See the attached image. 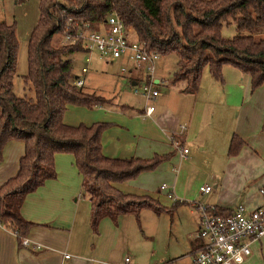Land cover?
<instances>
[{"label": "trees", "instance_id": "1", "mask_svg": "<svg viewBox=\"0 0 264 264\" xmlns=\"http://www.w3.org/2000/svg\"><path fill=\"white\" fill-rule=\"evenodd\" d=\"M109 12L118 14L134 38L149 51L176 56L169 83L184 93L196 92L203 69L221 81V68L230 66L249 79L251 90L264 84V0H38V16L26 46L25 83L33 98L12 91L18 42L13 23L0 21V158L8 140L23 143L16 174L0 185V225L15 233L17 243L31 222L19 213L24 196L55 175V154H69L81 178V192L89 201V225L107 216L138 214L142 209L159 214L170 211L146 193H124L117 185L153 170L169 155L149 159L108 158L101 152L104 123L69 126L62 122L66 106L93 108L109 99L75 86L70 55L82 51L79 41L53 45L54 34L96 30ZM75 23L64 31L66 22ZM232 21L236 34L224 38L223 23ZM261 130H264V112ZM243 145L231 134L227 156ZM174 200L171 207L180 204ZM188 204V203H187ZM216 213L230 210L214 208Z\"/></svg>", "mask_w": 264, "mask_h": 264}, {"label": "crops", "instance_id": "2", "mask_svg": "<svg viewBox=\"0 0 264 264\" xmlns=\"http://www.w3.org/2000/svg\"><path fill=\"white\" fill-rule=\"evenodd\" d=\"M111 61L105 59L104 63ZM85 62L89 64L90 59H85ZM226 68L223 66L221 69L220 82L211 79L207 70L205 74L202 72L199 86L193 94L181 92L177 85H166L171 91L159 92L151 104L149 102L153 106L149 115L144 114L145 101L142 97L140 107L121 99L123 91L130 94L131 86L144 80L141 69L130 67L128 63L127 86L114 81L109 92L96 90L85 78L73 74L81 80L80 88L86 87L83 91L95 93L109 99V102L93 108L68 105L62 122L69 126L104 123L100 145L102 154L108 158L149 159L153 155L170 154L169 159L153 170L141 172L117 187L124 193L149 194L155 191L165 194L172 202L176 200L174 193L177 194L178 174L167 167L176 154L180 164L188 159L186 155L179 157L176 148L198 143L200 149L205 150L210 143L217 145L212 150L217 151L218 158L224 155L226 167L219 179L211 176L210 191L199 194L194 201L225 210H231L237 204L252 209L262 203L257 187L264 182V130L260 128L264 112V84L251 90L246 75L230 67L242 75L239 77ZM132 73L134 77L130 76ZM153 77L156 89L158 85L167 83L161 74ZM227 81L233 82L230 85L234 91L232 95V90L224 87ZM116 86L118 92L115 94ZM156 99L159 101L153 105ZM233 114L232 122L229 118ZM181 125L183 129H180ZM231 134L237 135L243 145L234 156L229 157L226 152ZM22 153V142L8 140L4 143L0 158V185L16 174ZM53 166L54 177L27 193L19 207L20 216L32 223L24 235L29 246L19 245L14 232L0 225V264H117L126 254L135 258L134 252L128 248L127 223L123 219L128 214L119 215L114 221L103 216L92 230L89 225V201L81 192V178L72 156L55 154ZM163 180L170 181L171 188L162 182L160 185L165 188L159 190L157 183ZM188 209L191 231L187 235L189 250L175 258L177 261L184 259L185 264L189 260L187 254L198 243V239L193 238L198 217L192 207ZM123 220L125 223H122ZM249 248V255L240 264H264V236L251 242Z\"/></svg>", "mask_w": 264, "mask_h": 264}, {"label": "rangeland", "instance_id": "3", "mask_svg": "<svg viewBox=\"0 0 264 264\" xmlns=\"http://www.w3.org/2000/svg\"><path fill=\"white\" fill-rule=\"evenodd\" d=\"M37 16L38 0H0V21L14 24L15 36L18 42L12 91L19 97L33 98L30 85L24 82L23 77L26 73V46L28 36L34 26ZM236 33L235 25L232 21L228 24H222L220 29L222 37L228 38ZM253 36L255 38L264 39V30L255 33ZM51 43L57 45L58 43L63 44L66 42H63L62 36L54 34L51 38ZM93 53L94 52L87 53L84 51L72 53L70 55L71 74L85 78L86 82L90 83L92 88L96 90L109 92V88H112L114 81L126 87V78L129 75L126 73L127 64L129 63L130 67H132L131 63L126 58H119L111 61V63H104L105 59L97 58L95 53ZM87 57L90 59L89 64L85 62ZM175 62L176 56L173 53L158 56L156 58L153 75L156 76L157 74H161V77L167 82L164 86H157L159 92L164 93L166 91H171L167 86L172 85L169 81L175 68ZM82 67L87 69L86 72H81L80 69ZM122 67L125 68V71H121ZM225 67H227L226 69H228V71H232L231 73H237L239 77L242 76L229 66ZM203 73H206V68L203 69ZM130 76L134 77V73L130 74ZM243 77L245 79V76ZM228 78L232 80L229 74ZM141 83L142 82L139 80L138 84ZM231 83L233 82L227 81L224 87L232 90V95L234 91L230 86ZM121 87L122 86H119L120 89H122ZM85 88L86 87H83L82 90ZM117 88L118 86L115 87V94L118 92ZM165 88H167V90H164ZM121 99L127 103L133 102L138 105V107L143 103V99L140 96L129 94L126 90L125 92L123 91ZM158 101L159 99H156L152 104L154 105ZM233 118L234 114L229 118L230 121L233 122ZM216 146L217 145H212V143H210L209 148L205 150L200 149L201 145L198 143L190 147H184L189 151L188 154H186V158L188 157V159L180 164L176 154V158L173 160L172 164H170L171 166L169 165L167 167L168 170L173 169L175 173L178 174L176 180L177 194L174 193V195L176 201L181 202L180 204L171 207L172 201L167 198L165 194H158L154 191V193H149V196L155 198L161 207L170 208V211H163L156 215L150 210L142 209L136 215L128 214L123 218L127 223L126 235L128 248L136 255L135 258H132L129 254L125 255L128 256L132 263L162 264L166 261L175 260V258L189 250L187 235L191 232L188 212V207L190 206L185 203H189L194 201L195 198H198V187L202 185L211 186V176L214 175V177H216L214 179H219L221 172L224 171L226 167L224 155L221 154L218 158L217 151L212 150V148ZM236 169L238 170V167ZM162 182L167 187L169 186L170 181L168 183L167 180L159 181L157 184L160 185ZM125 220H123L122 223H125ZM117 264H122V262L120 261V263ZM175 264H185V261L181 259L175 261Z\"/></svg>", "mask_w": 264, "mask_h": 264}, {"label": "built area", "instance_id": "4", "mask_svg": "<svg viewBox=\"0 0 264 264\" xmlns=\"http://www.w3.org/2000/svg\"><path fill=\"white\" fill-rule=\"evenodd\" d=\"M75 25L67 20L64 31L69 27L74 29ZM62 37L66 43L79 41L84 52H94L99 58L107 60L126 58L133 68L141 69L144 80L141 84L131 86L130 90L132 94L144 99V114L152 112L153 106L149 102L159 95L153 81L154 62L159 55L136 40L132 30L123 24L118 14L109 12L96 30H89L84 25V29L73 30L72 34L63 33ZM88 59L87 57L86 60ZM124 70L122 67L121 71ZM84 71L85 68H81V72ZM72 83L77 87L82 84L78 78L73 79ZM180 129H183L182 125ZM176 150L179 157H185V148L177 147ZM164 188V185L158 187L159 190ZM209 191L208 185L198 187L199 194H207ZM257 192L262 199L260 205L247 209L242 204H237L227 214L216 213L215 207L198 200L188 203L198 217L197 230L193 235L198 243L187 254L189 260L186 264H240L249 255L251 242L264 236V182L258 185ZM19 245L28 247L29 241L20 237ZM175 261L177 260L162 264H175ZM122 264L135 263L124 256Z\"/></svg>", "mask_w": 264, "mask_h": 264}]
</instances>
